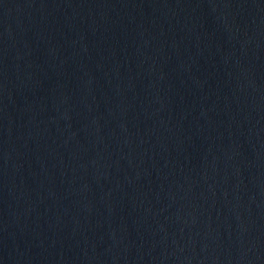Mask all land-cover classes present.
<instances>
[{"label": "water", "instance_id": "1", "mask_svg": "<svg viewBox=\"0 0 264 264\" xmlns=\"http://www.w3.org/2000/svg\"><path fill=\"white\" fill-rule=\"evenodd\" d=\"M0 264H264V0H0Z\"/></svg>", "mask_w": 264, "mask_h": 264}]
</instances>
